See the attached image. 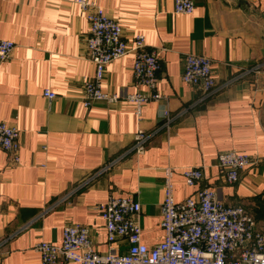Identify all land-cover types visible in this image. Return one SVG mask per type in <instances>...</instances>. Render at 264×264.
<instances>
[{
    "label": "crops",
    "instance_id": "crops-1",
    "mask_svg": "<svg viewBox=\"0 0 264 264\" xmlns=\"http://www.w3.org/2000/svg\"><path fill=\"white\" fill-rule=\"evenodd\" d=\"M91 1L126 39L142 34L161 51L164 98L136 115L126 96L151 89L134 80L130 53L108 64L102 84L120 101L86 107L83 84L95 66L85 10L75 0H0V38L16 45L0 64V122L21 131L22 144L19 163L0 148V264H41L35 245L61 244L70 222L90 227L95 248L107 251L98 206L110 196L138 200L143 242H161L166 168H174L181 202L200 188L186 184L182 169L204 166V184L225 204L246 207L264 231V0H194L193 14H177L175 0ZM189 53L212 59L218 90L205 94L182 80ZM139 130L149 135L142 154L133 149ZM231 150L256 163L227 184L217 163ZM113 246L124 254L130 244Z\"/></svg>",
    "mask_w": 264,
    "mask_h": 264
},
{
    "label": "built area",
    "instance_id": "built-area-1",
    "mask_svg": "<svg viewBox=\"0 0 264 264\" xmlns=\"http://www.w3.org/2000/svg\"><path fill=\"white\" fill-rule=\"evenodd\" d=\"M75 2L85 10L88 19L87 54L95 66L93 79L83 84V104L89 107L97 102L120 101L117 93L103 91V80L108 64L133 53L134 80L151 89L149 94L136 93L125 98L134 105L135 113L141 119L145 104L164 98L158 90L161 51L149 49L142 34L126 39L121 23L96 2ZM195 8L194 0H175L177 14H193ZM15 47L13 41L0 38V64L12 58ZM212 63L208 56L187 54L182 80L205 94L218 90ZM44 95L50 101L56 97L50 89L45 90ZM166 116L171 119L168 112ZM148 138L145 131H138L133 145L136 153L145 152ZM21 146V131L0 122V148L8 151L15 163L21 161ZM255 163L252 156L231 150L219 153L217 167L225 182L234 184L243 170ZM181 173L188 186L200 188L195 197L178 202L174 192V168L165 169L161 203L164 236L161 242L153 246L143 242L142 205L138 200L132 196H110L107 202L98 206L105 221L107 251L100 252L95 248L90 227L70 222L63 226L61 244L41 241L35 245L41 255V264H264V232L244 206L225 204L213 188L204 184V166L185 167ZM123 239L130 246L121 254L113 244Z\"/></svg>",
    "mask_w": 264,
    "mask_h": 264
},
{
    "label": "trees",
    "instance_id": "trees-1",
    "mask_svg": "<svg viewBox=\"0 0 264 264\" xmlns=\"http://www.w3.org/2000/svg\"><path fill=\"white\" fill-rule=\"evenodd\" d=\"M240 205V204H237ZM243 206V205H242ZM246 209V207H244ZM247 210V209H246ZM247 212L254 218V216L247 210ZM255 219V218H254ZM256 220V219H255ZM263 231V230H262ZM264 232V231H263Z\"/></svg>",
    "mask_w": 264,
    "mask_h": 264
}]
</instances>
